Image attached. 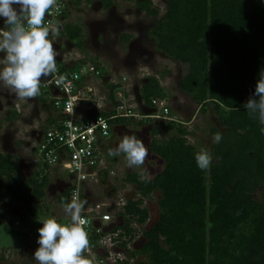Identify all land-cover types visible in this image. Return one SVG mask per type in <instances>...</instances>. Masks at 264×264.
Segmentation results:
<instances>
[{"label":"trees","instance_id":"16d2710c","mask_svg":"<svg viewBox=\"0 0 264 264\" xmlns=\"http://www.w3.org/2000/svg\"><path fill=\"white\" fill-rule=\"evenodd\" d=\"M70 1L81 6L96 0ZM100 1L107 8L115 4L113 0ZM167 1L166 14L152 28L156 49L186 67L179 88L203 113L211 110L220 126L212 127L210 133L213 137L220 132L223 139L209 145L213 163L209 170L201 171L194 154L203 146L190 142L192 131L181 123L162 120L161 127L174 134L155 137L151 148L165 161L164 168L150 182L142 181L140 172L127 175L126 181L135 184L136 190L120 213L123 224L114 230L121 229V237L130 236L131 241L140 232L133 224L143 226L141 248L123 244L137 259L135 264H264V134L244 107L254 96L264 69V0ZM136 3L147 16H159L154 0ZM68 12L69 6L63 16ZM83 32L81 24L68 23L62 33L83 49ZM130 39L122 37L123 42ZM98 60L91 64L105 74ZM119 86L113 84L110 89L114 108L121 105ZM168 98L156 75L141 87V99L149 109H156L154 100ZM98 114L111 117L117 111ZM17 116L20 114L15 111L8 120ZM153 121L152 117L137 120L132 116L117 117L111 123ZM159 127L154 128L155 136ZM42 166L50 169L45 163ZM40 176L24 177L18 160L0 152V203L24 201L30 205L44 199L50 179L48 174ZM71 193L70 188L59 201H70ZM155 194L159 216L152 220L146 200Z\"/></svg>","mask_w":264,"mask_h":264},{"label":"rangeland","instance_id":"374dc122","mask_svg":"<svg viewBox=\"0 0 264 264\" xmlns=\"http://www.w3.org/2000/svg\"><path fill=\"white\" fill-rule=\"evenodd\" d=\"M113 1L115 4L108 8L100 0H96L92 3L85 1L81 6L72 4V6L69 7V12L75 20L84 21L87 24H89V21L91 20L93 22L94 20H99L98 18H100L103 22V25L112 23L109 27L110 30L104 33V36L106 37L103 40L104 42L96 45L95 43L97 41L92 40L94 43H91L92 45H96V50L90 49L86 52L89 53L90 56H98L103 60L106 58L110 61L113 60L111 62H115V65L116 60L119 61V65L122 66L124 62H126L125 65L132 69L130 70V74H135L128 76L127 81H124V87L126 90L125 93L131 99V102L127 101V103H125L127 104V108L133 109V113L140 115L135 117L137 120H146L148 118L145 112L140 109V106L144 105L141 99V87L143 83L148 81L146 78L150 75L156 74V76L162 80L163 85H165L169 94V100H167L170 108L169 117L171 114L172 117L176 116L178 122L176 120L154 118L155 121L140 125L134 122L130 124L117 123V125L124 131L136 133L138 138L143 140L146 148L149 150V156L146 159H154L157 162L154 171H160L164 165L162 161L159 160V157L154 158L157 157V154L155 155L150 147L151 142L155 137L169 138L172 134H174V131H165L164 127H161L162 120H166L167 122L174 121L175 124L181 123L183 126L188 127L190 132L192 131V134L188 135L190 142L195 143L196 145L200 144L203 148H208L212 143L213 140L210 133L211 128L220 126V123L213 115H211L210 109L207 113H203L200 106L188 95L184 94L179 88V82L187 72L186 67L183 64L174 62L165 56H160V58L156 60H154V58L151 59L150 57L148 61L143 59V57L130 58L132 50L133 52H135L136 49L141 52L143 50V40L139 39V37H134L135 39H132L128 46L121 44L122 41L120 40V36L124 32L134 31V34L137 36L140 33H146L149 29L155 26V24H157L166 14L168 1L154 0L160 10V14L157 18H152L142 13L136 5L137 0ZM132 26L139 27L137 30H134L135 28ZM141 54H143V52ZM134 75L135 78H132ZM117 80L118 84L116 85L122 86V84L119 83L122 80ZM127 83L130 84V86H128ZM99 97H102L101 94ZM29 100L31 99H26L24 103L20 104L21 110L19 113L21 112V116H17L12 120L10 119V121L8 118L12 116L11 112L19 110V107L14 106L10 110L7 108L3 111L0 110V142L3 137L11 138V136H13L14 144L19 148L17 150V156H15L19 163L23 160L25 155L29 156L27 154L30 153L29 151L32 147L28 146L30 144L33 146L36 145L37 142L31 140L30 134L34 130L37 132L44 130L47 115H43L42 112L44 111L43 109L50 108L51 106L50 103L44 104V106L38 105L28 111ZM133 100L135 102H133ZM158 108L159 111L155 109L153 114H160L163 112L160 107ZM146 113L151 112L146 111ZM189 119H191V121H188ZM155 126H160V132L156 136L154 134ZM15 133L16 137H14ZM14 144L13 146L15 148ZM147 160H145V164L143 166H146ZM104 162L107 165L108 160L106 157H104ZM57 167H59V165ZM125 168H127L126 165H124V169ZM124 169L121 168L118 171L119 174L125 175ZM141 169H143V167ZM62 172L64 176L68 175L66 171L63 170ZM48 173L50 179L49 184H55L57 175L53 174V172ZM60 173L61 171L57 174ZM25 174L26 173L24 171V175ZM119 174L118 177L120 176ZM108 186L110 187L109 189H112L114 186L113 181H110ZM97 187V194H95L97 198L95 201L97 200L103 202L105 197L107 198L108 196L107 192L103 194L104 190L99 187V185H97ZM129 187L131 186L129 185ZM123 191L124 190L120 189L119 192L115 193L113 190L115 193L114 198L122 194ZM50 193L42 201H36V203H32L30 205L24 201H17L12 204L0 203V264H37L32 254L38 247V228L42 226L39 219H46L55 216L58 218L59 222H69L70 218L64 213L63 207H61L56 201L52 200L53 196L55 197L57 195L56 193H58V189H53ZM146 205L150 206L149 208L152 214V220H156L159 216L158 194H155L153 199L146 200ZM142 242L143 238L141 237L138 242L135 243V248L141 247Z\"/></svg>","mask_w":264,"mask_h":264},{"label":"clouds","instance_id":"9594fccd","mask_svg":"<svg viewBox=\"0 0 264 264\" xmlns=\"http://www.w3.org/2000/svg\"><path fill=\"white\" fill-rule=\"evenodd\" d=\"M57 0H0V89L7 88L20 99L37 98L41 95L42 80L58 72L57 57L60 51L55 44L60 36L61 24L50 17ZM51 37V38H50ZM258 97V99H257ZM244 107L256 120L264 134V69H261L255 93ZM223 134L217 132L213 143L219 144ZM123 155L127 167L141 168L149 156L142 139L133 132L122 135L113 147L109 157ZM197 167L201 171L210 169L213 156L207 148H200L195 154ZM140 179L150 182V174H141ZM63 210L69 222H59L55 216L39 219L38 247L33 252L37 264H91L85 259L89 248L88 223L84 216L87 200L79 198V191L73 193L70 201L64 200Z\"/></svg>","mask_w":264,"mask_h":264},{"label":"built area","instance_id":"2783aa9c","mask_svg":"<svg viewBox=\"0 0 264 264\" xmlns=\"http://www.w3.org/2000/svg\"><path fill=\"white\" fill-rule=\"evenodd\" d=\"M69 2L70 0H57L51 16H46V19L59 21L69 6ZM3 26L4 21L0 19V27ZM57 67L58 72L44 82L43 90H47V87H54L59 91V95L53 97V106L59 115L56 123L46 126L43 140L38 145V153L43 163L51 168L59 165L62 170L68 173L71 182V196L78 190L79 198L88 202L84 212L88 221L85 230L89 237V248L84 254L85 259H88L91 264H135L137 259L132 257L123 244L127 242L128 248H135V242L143 237V226L136 222L133 224L140 232L131 241L130 236L121 237V229L114 230L121 225L120 221L123 220V217L120 213L124 210L129 198L126 197L124 191L114 198V194L119 192L120 187L113 179L116 173L107 169L102 148V141L111 136L112 119L140 116L133 113L132 108L126 107L127 101L131 102L125 93L124 81L127 78L124 77L119 82L122 86L117 87V95L121 100V105L116 108L117 114L105 117L98 113L92 114V108H86L82 104V101L88 96L83 93L86 95L84 99L82 91L79 89L83 77L100 76L101 71L90 63L80 66L79 71H71L64 68L58 60ZM114 84H118V80H115ZM89 92L95 96L93 101L105 100L104 97L97 95L94 88H90ZM135 101L133 100V102ZM154 104L158 111V107H160L163 112L148 117L175 120V118L169 117L170 108L167 100L156 99ZM103 174L106 176L107 184L113 181L114 186L112 189L109 187L108 190H104L108 196L103 202L93 201L90 199L91 194L94 195L92 185L101 187L104 184Z\"/></svg>","mask_w":264,"mask_h":264},{"label":"crops","instance_id":"0c3cea01","mask_svg":"<svg viewBox=\"0 0 264 264\" xmlns=\"http://www.w3.org/2000/svg\"><path fill=\"white\" fill-rule=\"evenodd\" d=\"M89 3H92V2H89ZM71 6H72V1L69 2V7H71ZM142 13H144V12H142ZM98 19L99 20H94V22L91 20V21H89V24H87L84 21L75 20V18H73L71 16L70 12L67 13V15L62 16L59 19V22L61 24V32H60V36H59V38H57V42L55 44V47H57L60 51V56L57 57V60L63 65L64 68H66L68 70H71V71L72 70H78L80 68V66L82 64H84V62H90V64H91V60H94V59H97V60L99 59L98 60L99 64H101V66L104 67L105 74H101L100 76H96V75L85 76V77H83L82 81L79 84V87H80L79 89H81V91H82L83 98L85 99V96H86L83 93L87 94V96H88L85 100L82 101V104L86 108L87 107L92 108V114H96V113H100V112H111L113 109H116L113 107V102L110 99L111 86L114 84L115 80H117V79L123 80L124 77L127 78L128 76L135 74V73L130 74L131 73L130 70H132V69L128 68L127 65H125L126 62H124L123 66H122V65H119V61L116 60V65H115V62H113V63L111 62L113 60L110 61V60H107V58L103 60V59H101V57L93 56V55L90 56L89 53H87L90 49L96 50L95 49L96 45L104 42L103 40L106 38L104 36V33L107 32L108 30H110L109 27L112 24V23L111 24L109 23V24L103 25V22L100 20V18H98ZM68 23L81 24L83 26L84 40L86 42L83 49H80L77 46H75L74 43L71 42L69 40V38L65 35V33H62L65 26ZM113 24H114V22H113ZM132 27L135 28L134 30H137L139 26H136V27L132 26ZM152 28L149 29L146 33L143 32V33L138 34L137 36L134 34V31H126L123 34H121L120 40L123 42L122 37L124 35L130 36L131 37L130 41L132 39L134 40L135 39L134 37H137V38L139 37V39L143 40V44H142V47H143L142 57H143V59L148 61V59H149L147 57V55H148V56H151V59L154 58V60H156V59L160 58V56H164V55L156 49L155 41L152 37ZM92 40L97 41L95 43L96 45H92V43H94ZM130 41L123 42V43L121 42V44L128 46L130 44ZM0 55H3V54L0 53ZM78 66H79V68H78ZM132 78H135V75ZM148 78H146V80ZM48 79L49 78H45L41 82V84H42L41 95L37 98H30L31 100L28 101L29 102L28 103L29 104L28 111H30V109L33 107H37L38 105L44 106V104H48V103L51 104L50 108L43 109L44 111L42 112L43 115H47L46 123L44 125V130L46 129L47 125L56 122L57 117L59 115V112L53 106V97H56L57 95H59V91L57 89H55L54 87H47V90H43V88H44L43 84ZM161 83H162V80H161ZM127 85L130 86V84H128V83H127ZM162 85H163V83H162ZM163 86L165 87V85H163ZM90 88H94L97 95L99 96L101 94V96L104 97L105 100L93 101V98L95 100V96L92 92H89ZM166 91H167V89H166ZM25 100L26 99H22L19 102V111L21 110L20 104L24 103ZM97 100H98V98H97ZM167 100H169V98ZM140 109L143 110V112H145V114L147 116L152 115L154 110H155V108L149 109L145 105H141ZM146 111H149L151 113H146ZM20 116H21V114H20ZM179 117H180V115H179ZM174 118L178 122V119L176 118V116H174ZM188 121H191V119H189ZM188 123H190V122H188ZM32 126H34V125H32ZM117 127H119V126H117ZM44 130H41L40 132H37L36 130H34L31 132V134H30L31 140L36 141L37 143L35 146L30 144L28 147H32V149L29 151L30 153L27 154L29 156H26V155L24 156L28 161L31 162V164L28 165L26 170H23L24 168L22 166H20V168L22 171V175L26 178H32L34 175H36V177H37V175L39 173H41L40 178L42 179L45 177V174H49L48 172H53V174L57 175V179H56L55 184L50 185L48 183L46 185V197L48 196V194L50 193L51 190L53 191V189H58V193H56L57 195L55 197L53 196L52 200L56 201L58 204H60L61 207H63V204L59 201V198L68 189H70V184H71L70 183V176L69 175L64 176L62 174L63 170L60 166L54 167V168L50 167V169H46V168L44 169L43 168V166H42L43 162H42L41 157L38 153V145L43 140ZM38 135H40L41 138ZM14 137H16V133L14 134ZM119 138L120 137H118L117 139H111V136H110L109 138L104 139L102 141V148L104 150L103 151L104 157H106L108 160V163L106 165L107 169L109 171H113V172H116V171L118 172L121 168L124 169V165L127 166L125 158L122 154L119 157H109L107 155L108 148L113 147V144L115 145L119 141ZM13 139H14L13 136H11V138H8V137L2 138L1 142H0V152H2L4 154H9L10 156H13V157L17 156L16 154H17V150L19 148L17 145L14 144ZM13 144L15 145V148H14ZM150 147H151V145H150ZM24 153H25V151H24ZM156 156L157 157H154V156L153 157L154 158L159 157V160L162 161L163 165H165V161L160 156H158V155H156ZM149 160H147L148 164L146 163V166H142L143 169H141L142 167L141 168H132V169H129L128 167L125 168L124 169L125 175L123 174L124 176L122 174H119V172H118V174L120 175L118 177V174L116 172V176L113 179H114L115 183H117V185L120 187V189H124V194L129 199L134 196V191L136 190V185L128 183L126 181V177L128 174H130L132 172H140V173L146 174L148 172L147 174H151V177H154L157 174L162 172L164 167L160 171H154V168H155V165L157 162L154 159H149ZM108 170H106V171H108ZM24 171L26 173L25 175H24ZM57 171L58 172L61 171V173H60L61 175L57 174L58 173ZM103 178H102L103 182L108 183L106 180L105 174H103ZM33 179H34V177H33ZM129 185L132 188L129 187ZM103 187L106 188V186H103ZM103 187L101 186V188L103 190H105ZM92 188H94V192H93L94 195L91 194L90 199L95 201V199L97 198V196H95V194H97L96 191H97L98 187H97V185L94 184V185H92ZM105 192L106 191H104L103 194H105ZM50 194H52V193H50ZM120 223L123 224V220H121ZM144 242H145V239L143 238V242H142L141 246H143ZM139 248H141V247H139Z\"/></svg>","mask_w":264,"mask_h":264},{"label":"flooded vegetation","instance_id":"af4514ba","mask_svg":"<svg viewBox=\"0 0 264 264\" xmlns=\"http://www.w3.org/2000/svg\"><path fill=\"white\" fill-rule=\"evenodd\" d=\"M131 54L132 55L130 56V58H142V55H143V54H141V51L137 50V49L135 52H133V50H132ZM147 57L150 58L151 56H147ZM127 59H129V58H127ZM21 100L22 99L16 97V95L13 92H11L9 89H7V88L0 89V110L1 111L5 110L6 108L10 110L14 106L19 107V102ZM15 111H19V110H15ZM15 111H13V112H15ZM13 112H11V115H13ZM117 126H118L117 123L112 125L111 139H117L118 137H120L119 138V140H120L122 135L129 133L128 131H124L123 129H121ZM38 136L41 138L40 135H38ZM3 138H5V137H3ZM115 145L113 144V146H115ZM19 164H20V166H22L24 168L23 170H26V168L28 167L29 164H31V162L28 161L24 157L23 160H21V162ZM107 185L108 184L104 182L102 187L106 186V188H104V187L103 188L105 190H108L109 186H107Z\"/></svg>","mask_w":264,"mask_h":264},{"label":"water","instance_id":"95a60500","mask_svg":"<svg viewBox=\"0 0 264 264\" xmlns=\"http://www.w3.org/2000/svg\"><path fill=\"white\" fill-rule=\"evenodd\" d=\"M111 227H112V226H111ZM111 227H110V228H111Z\"/></svg>","mask_w":264,"mask_h":264}]
</instances>
